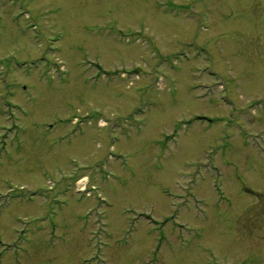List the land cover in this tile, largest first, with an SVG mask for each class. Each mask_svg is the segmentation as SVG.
<instances>
[{"label":"rangeland","instance_id":"obj_1","mask_svg":"<svg viewBox=\"0 0 264 264\" xmlns=\"http://www.w3.org/2000/svg\"><path fill=\"white\" fill-rule=\"evenodd\" d=\"M0 264H264V0H0Z\"/></svg>","mask_w":264,"mask_h":264}]
</instances>
